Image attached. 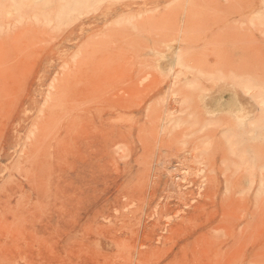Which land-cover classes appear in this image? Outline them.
<instances>
[{"label": "rangeland", "instance_id": "374dc122", "mask_svg": "<svg viewBox=\"0 0 264 264\" xmlns=\"http://www.w3.org/2000/svg\"><path fill=\"white\" fill-rule=\"evenodd\" d=\"M0 264H264V0H0Z\"/></svg>", "mask_w": 264, "mask_h": 264}]
</instances>
